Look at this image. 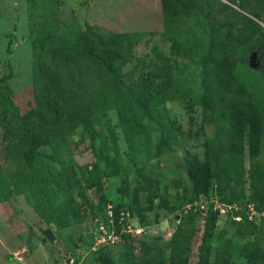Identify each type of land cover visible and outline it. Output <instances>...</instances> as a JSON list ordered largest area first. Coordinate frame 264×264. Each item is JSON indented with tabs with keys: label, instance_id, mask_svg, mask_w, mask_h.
<instances>
[{
	"label": "rangeland",
	"instance_id": "374dc122",
	"mask_svg": "<svg viewBox=\"0 0 264 264\" xmlns=\"http://www.w3.org/2000/svg\"><path fill=\"white\" fill-rule=\"evenodd\" d=\"M109 35L118 81L88 56ZM263 242L264 0H0V264H246Z\"/></svg>",
	"mask_w": 264,
	"mask_h": 264
},
{
	"label": "trees",
	"instance_id": "16d2710c",
	"mask_svg": "<svg viewBox=\"0 0 264 264\" xmlns=\"http://www.w3.org/2000/svg\"><path fill=\"white\" fill-rule=\"evenodd\" d=\"M117 36L116 35H109L107 38H99L94 37L93 39L87 40V46H88V56L90 57L91 61L102 67L105 72L109 73L110 76H113V78L118 81L117 75L115 70H113L110 67V64L108 62L111 60H123V56L121 53L116 51V42H117ZM114 45V48H113ZM104 52L109 53V56L107 57V61L103 59L100 55ZM221 63L223 68L225 69L224 72H226L227 77L231 78V72L230 68L232 67V63H229L228 58L223 55L221 58ZM134 101L137 102L138 107L140 108L141 112L144 115H149V109L148 106L142 102H139L134 99ZM242 257L245 259L246 264H264V242L263 246H260V244H250L246 246L242 252ZM184 260L181 261L179 256H172L170 258L169 264H184ZM198 264H207L205 257H200ZM213 264H233L228 257L227 250H221L216 257L214 258Z\"/></svg>",
	"mask_w": 264,
	"mask_h": 264
},
{
	"label": "built area",
	"instance_id": "2783aa9c",
	"mask_svg": "<svg viewBox=\"0 0 264 264\" xmlns=\"http://www.w3.org/2000/svg\"><path fill=\"white\" fill-rule=\"evenodd\" d=\"M249 210H251L250 207H249ZM108 217H110L109 214H108ZM96 231H97V236H96L97 242H98V245H100L99 248H101L105 245H108L109 243L113 244V243L117 242L119 239V237H117L118 235L115 234L113 229L111 228V224L108 225L104 222H97ZM75 263H76V261H74V260H70L68 262V264H75Z\"/></svg>",
	"mask_w": 264,
	"mask_h": 264
},
{
	"label": "water",
	"instance_id": "95a60500",
	"mask_svg": "<svg viewBox=\"0 0 264 264\" xmlns=\"http://www.w3.org/2000/svg\"><path fill=\"white\" fill-rule=\"evenodd\" d=\"M247 63L250 67L255 68L257 66V61H256V54L252 52L250 56L247 59ZM27 254V253H26ZM26 254H21L20 256H25Z\"/></svg>",
	"mask_w": 264,
	"mask_h": 264
}]
</instances>
